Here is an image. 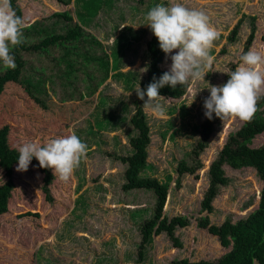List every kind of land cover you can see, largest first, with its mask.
Instances as JSON below:
<instances>
[{"label": "rangeland", "instance_id": "rangeland-1", "mask_svg": "<svg viewBox=\"0 0 264 264\" xmlns=\"http://www.w3.org/2000/svg\"><path fill=\"white\" fill-rule=\"evenodd\" d=\"M64 1L70 3L19 0L28 43L65 33L76 24L84 28L85 35L48 51H21L26 62L19 82H10L0 95V128L10 126L12 147L35 141L43 145L72 130L88 150L68 180L55 175L46 188L35 157L26 172L17 171L18 163L15 165L9 209L0 215V264H141L140 230L153 215L156 195L145 188L125 190L127 163L118 157L133 154L131 138L138 134L130 119L138 97L135 90L145 79L150 63L147 42L152 32L146 25V14L157 4L169 6L175 2L204 11L220 35L213 42L210 54L214 61L206 69L205 80L189 78V87L181 98L162 96L163 117L144 107L151 143L148 166L141 176L167 180L171 174L163 213L170 218L185 215L189 224L176 226L174 231L182 247H175L165 231L154 233L143 263L169 264L184 257L217 261L232 245L223 246L208 227L199 226L200 217L208 216L210 225H220L227 217L236 222L258 208L263 188L255 168L234 169L226 164L229 184L220 187L213 212L202 210L210 165L229 135L244 121L232 117L218 122L209 146L199 157L201 168L182 176L180 186L176 185V168L181 160L196 163L192 150L200 136L197 128L206 120L204 100L210 95V85L224 84L233 67L242 63V54L264 49V0ZM56 12H69L73 19L57 17ZM240 19L239 34L231 42L228 36ZM253 29L255 37L247 44ZM176 52L178 49L172 54ZM170 55L165 54L163 69H170ZM127 63L132 70L125 77L135 83L133 90L124 88V78L111 77L114 68L117 71ZM5 70L0 62V73ZM23 79L32 80V94L43 104L27 92ZM263 144L264 132L250 146ZM7 179L0 167V185Z\"/></svg>", "mask_w": 264, "mask_h": 264}, {"label": "trees", "instance_id": "trees-1", "mask_svg": "<svg viewBox=\"0 0 264 264\" xmlns=\"http://www.w3.org/2000/svg\"><path fill=\"white\" fill-rule=\"evenodd\" d=\"M66 5L70 2L58 0ZM72 1V0H70ZM144 2L145 0H139ZM19 0H11V5L18 16L22 17V9L19 5ZM55 16L64 17L66 20H72L69 12H56ZM255 18L253 17V28ZM242 24V19L238 21L232 29L228 39L234 42L239 34V29ZM125 27V26H124ZM42 30V29H40ZM39 30V31H40ZM152 32V31H151ZM85 35L84 28L76 24L70 27L65 33H53L47 35L37 42H24L11 51L15 57V69H6L0 73V95L3 93L6 85L10 82H19V77L25 65V59L21 55V51L38 52L42 50H49L52 46H65L66 44L74 43L72 41H79ZM255 37V29L251 32L247 44H251ZM67 46V45H66ZM147 50L150 56V63L148 73L144 80L140 82V88L146 90L149 83L155 77L157 80L166 71L161 64L164 60L165 53L160 49L157 38L152 33L151 38L147 42ZM246 52V50H245ZM121 67V66H120ZM114 68L115 72L112 77H122L125 79L124 88L126 90H133L135 83L128 80V72H123L121 69ZM235 70V67H233ZM230 74V73H229ZM229 79L227 75L226 81ZM25 84V89L39 104H43L42 100L32 94L31 79H23L21 81ZM189 83L177 85L175 88L165 85L159 89V94L164 97L181 98L186 94ZM147 97L145 96V100ZM144 101L138 97L134 101L135 112L132 115L130 122L137 129L138 134L131 138V145L133 147V154L118 157L122 162L127 163L125 172L126 183L123 188L130 190L134 188L151 189L156 195V205L152 217L146 219L141 226V242L139 245V261L144 264L145 248L153 242V234H161L165 231L173 240L175 247H182V241L175 236L174 231L176 226H187L189 221L185 215H175L168 217L165 215L164 206L169 194L170 182L173 179L171 174H168L169 179L162 180L151 176H141L142 170L148 166V146L151 143V126L149 124L147 113L143 107ZM258 110L249 121H244V124L235 133L229 135L228 140L220 150L216 159H214L209 168V186L206 190L205 197L202 201V210L213 212V201L219 194L220 187L226 186L230 182V178L226 174L224 166L227 164L234 169H241L244 167H253L257 171L259 178L263 181V188L260 191V201L257 209L252 211L246 217L238 219L233 222L231 218H226L220 225L211 224L208 216H202L199 219V226L207 228L211 234L219 237L221 244L225 247L232 245L230 251L222 255L217 261L211 260H190L187 257L181 259H174L169 264H264V144L260 147H252L250 144L253 139L264 132V93L261 94L257 102ZM221 119L215 117L211 120L207 119L201 123L197 128L199 131V138L193 146V156L196 159L195 164H189L186 160H181L176 168L178 174L176 185L180 186L181 178L186 173L195 174L201 168V153L209 146V139L215 131V126ZM10 126L5 125L0 128V167L4 169L8 179L5 183L0 185V215L8 212L9 200L12 196L15 187L13 178L15 165L18 163V148L12 147L9 142ZM38 162V161H37ZM39 164V162H38ZM44 173V187L46 188L54 181V172L50 168H41ZM198 177V175H196ZM166 179V178H165ZM47 196L50 200L53 197L50 195L49 189H46ZM169 201L166 208H168ZM30 214V213H27ZM86 235V234H83ZM52 240V239H51Z\"/></svg>", "mask_w": 264, "mask_h": 264}, {"label": "clouds", "instance_id": "clouds-1", "mask_svg": "<svg viewBox=\"0 0 264 264\" xmlns=\"http://www.w3.org/2000/svg\"><path fill=\"white\" fill-rule=\"evenodd\" d=\"M146 20L160 49L166 56L171 54L172 63L169 71L158 80L154 77L146 90L138 87L135 92L144 101L143 107L163 117L165 107L159 102L163 98L159 89L165 85L175 88L186 84L189 78L205 80L206 69L214 61L210 51L220 34L204 11L190 9L180 2L155 5L146 14ZM24 27L25 22L13 9L11 0H0V62L5 69L16 67L11 51L24 42ZM177 49L178 52L172 54ZM240 60L242 63L228 74L226 83L208 88L210 95L204 100L207 119L211 120L214 114L221 120L236 117L249 121L258 110L257 102L264 93V49H250ZM87 150V144L72 130L43 145L39 141L24 143L18 147L17 171L26 172L35 157L41 168H50L54 176L68 180Z\"/></svg>", "mask_w": 264, "mask_h": 264}, {"label": "crops", "instance_id": "crops-1", "mask_svg": "<svg viewBox=\"0 0 264 264\" xmlns=\"http://www.w3.org/2000/svg\"><path fill=\"white\" fill-rule=\"evenodd\" d=\"M130 65V64H129ZM121 71L128 72L131 68H128V63L120 67ZM132 70V69H131ZM115 71V70H114ZM112 77V76H111ZM122 78V77H121ZM112 80V79H111ZM166 213V212H165ZM195 261V260H194Z\"/></svg>", "mask_w": 264, "mask_h": 264}]
</instances>
